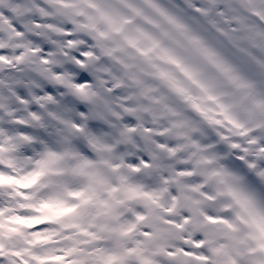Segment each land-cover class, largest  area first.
Returning a JSON list of instances; mask_svg holds the SVG:
<instances>
[{"label": "clouds", "instance_id": "obj_1", "mask_svg": "<svg viewBox=\"0 0 264 264\" xmlns=\"http://www.w3.org/2000/svg\"><path fill=\"white\" fill-rule=\"evenodd\" d=\"M0 264H264V0H0Z\"/></svg>", "mask_w": 264, "mask_h": 264}]
</instances>
